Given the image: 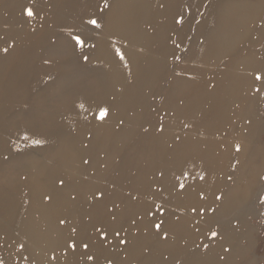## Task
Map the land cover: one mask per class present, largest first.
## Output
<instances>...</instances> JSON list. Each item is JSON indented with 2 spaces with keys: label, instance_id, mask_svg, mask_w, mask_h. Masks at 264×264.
Masks as SVG:
<instances>
[{
  "label": "rangeland",
  "instance_id": "obj_1",
  "mask_svg": "<svg viewBox=\"0 0 264 264\" xmlns=\"http://www.w3.org/2000/svg\"><path fill=\"white\" fill-rule=\"evenodd\" d=\"M6 164L0 264H264V0H0Z\"/></svg>",
  "mask_w": 264,
  "mask_h": 264
},
{
  "label": "bare ground",
  "instance_id": "obj_2",
  "mask_svg": "<svg viewBox=\"0 0 264 264\" xmlns=\"http://www.w3.org/2000/svg\"><path fill=\"white\" fill-rule=\"evenodd\" d=\"M52 89H57L58 91V95H63L64 92L66 91H70L71 87L70 86H64L63 88H60L58 83L55 84L54 88ZM5 168H3L2 172L0 171V176H1V180H0V213L3 215L4 213H8V211H10L11 209H18L20 208V206L24 205V203H22L20 200H16V199H11L7 196L4 186L6 185H13L14 188L17 190H19V177L22 173L27 171V167L23 164H6L4 165ZM29 178H30V173L32 172L31 169H29ZM31 185V184H30ZM39 189L40 185L38 186ZM35 189V194L37 192V187L34 186ZM17 190V191H18ZM42 190V189H41ZM36 198L37 202H39L38 204L40 205V207H47L46 204H44L43 202H41L38 198L39 196L35 195L33 196ZM36 202L33 203V206L29 207L26 210L27 213V217H21L20 220V228H19V232L17 234L11 233L10 229L8 230V232L6 233L8 236H16V240H18L21 244H25L26 245V251L33 253L34 250H36V248L40 245V240H43L45 237L40 235V234H35L31 228V222L33 221V219L37 220L36 215H41V212H39L38 210V205ZM44 214L45 217L47 218H52L53 214L48 211V209L46 208L44 210V212H42ZM14 222L12 218H10L9 221V226L10 224ZM33 223V222H32ZM8 223L4 222V226H7ZM45 252V251H44ZM47 253V252H45Z\"/></svg>",
  "mask_w": 264,
  "mask_h": 264
},
{
  "label": "snow or ice",
  "instance_id": "obj_3",
  "mask_svg": "<svg viewBox=\"0 0 264 264\" xmlns=\"http://www.w3.org/2000/svg\"><path fill=\"white\" fill-rule=\"evenodd\" d=\"M104 7H105V8H108V7H109V5H108L107 2H105ZM26 15H27L28 17H32V16L34 15L33 10H32L31 8L26 9ZM88 23L91 24L92 26H94L95 28H99V27L101 26V25L99 24V22H98L97 20H95V19H90V20L88 21ZM73 39L75 40V42H76L77 45H79V46H83L84 41L81 39V37H80L79 35L73 37ZM5 51H7V49H5ZM118 54H119V53H118ZM85 59H87V58H85ZM121 59H123V55H122V54H121ZM256 79H257V80H260V79H261L260 75H257V76H256ZM81 107H83V105H81ZM108 115H109V110H108L107 108H100V109L98 110V115H97L96 118L102 122V121H104V120L108 117ZM35 143L39 144L40 141L37 140V141H35ZM237 151H239V147H238V146H237ZM201 178H203V177H201ZM181 187H183V185H181ZM160 227H161L160 224H157V225H156V228H157V229H159ZM212 235L215 236L216 233L214 232ZM122 243H123V241H122ZM72 247H75V246L72 245ZM84 247L87 248L88 246L85 244ZM88 259L91 260V259H93V257L89 256Z\"/></svg>",
  "mask_w": 264,
  "mask_h": 264
}]
</instances>
